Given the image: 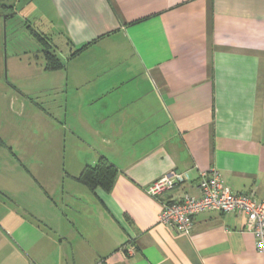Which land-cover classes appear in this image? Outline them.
Listing matches in <instances>:
<instances>
[{"label":"crops","instance_id":"obj_1","mask_svg":"<svg viewBox=\"0 0 264 264\" xmlns=\"http://www.w3.org/2000/svg\"><path fill=\"white\" fill-rule=\"evenodd\" d=\"M3 1L63 63L35 93L63 101L84 153L0 158V264H264L245 216L202 213L190 235L159 221L212 169L264 200V0ZM101 158L109 192L78 181ZM172 171L186 183L152 198Z\"/></svg>","mask_w":264,"mask_h":264},{"label":"rangeland","instance_id":"obj_2","mask_svg":"<svg viewBox=\"0 0 264 264\" xmlns=\"http://www.w3.org/2000/svg\"><path fill=\"white\" fill-rule=\"evenodd\" d=\"M4 3L0 0V158H47L65 166L82 158V146L72 147L63 101L47 91L36 94L48 85L41 45L23 15L5 21ZM55 116L61 125L53 123Z\"/></svg>","mask_w":264,"mask_h":264},{"label":"built area","instance_id":"obj_3","mask_svg":"<svg viewBox=\"0 0 264 264\" xmlns=\"http://www.w3.org/2000/svg\"><path fill=\"white\" fill-rule=\"evenodd\" d=\"M187 181L186 174L170 172L153 182L149 195L159 199ZM199 196L185 195L178 201L163 204L159 221L181 235H190L195 218L206 212H219L245 216L247 230L257 240V250L264 254V200L253 195L237 194L222 181L218 171L202 172L198 185ZM133 254V249L130 251Z\"/></svg>","mask_w":264,"mask_h":264},{"label":"trees","instance_id":"obj_4","mask_svg":"<svg viewBox=\"0 0 264 264\" xmlns=\"http://www.w3.org/2000/svg\"><path fill=\"white\" fill-rule=\"evenodd\" d=\"M32 35L37 39L44 49L42 51L45 57V70L46 71H58L64 68L63 63L53 50L52 43L48 36L41 35L35 30H30ZM85 47L78 50L76 53L81 52ZM118 175L117 168L106 158H101L95 165L87 166L81 173L78 181L90 190H96L101 188L106 192L112 190L115 180Z\"/></svg>","mask_w":264,"mask_h":264},{"label":"flooded vegetation","instance_id":"obj_5","mask_svg":"<svg viewBox=\"0 0 264 264\" xmlns=\"http://www.w3.org/2000/svg\"><path fill=\"white\" fill-rule=\"evenodd\" d=\"M40 44V43H39ZM41 45V44H40ZM43 49H44V47H43V45H41V52L43 51Z\"/></svg>","mask_w":264,"mask_h":264}]
</instances>
